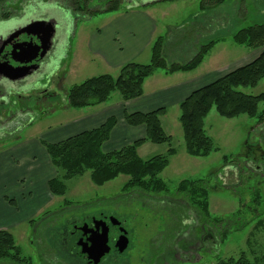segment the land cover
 Here are the masks:
<instances>
[{"label": "rangeland", "instance_id": "rangeland-1", "mask_svg": "<svg viewBox=\"0 0 264 264\" xmlns=\"http://www.w3.org/2000/svg\"><path fill=\"white\" fill-rule=\"evenodd\" d=\"M54 1L65 2L68 8L72 9L69 7V0ZM199 1L202 0L192 1L184 7L166 8L165 19L162 18L159 23L160 26L162 23L168 24L171 28L162 29L163 56L167 62L186 63L193 59V50L199 51V45L216 39L221 40L216 50L219 54L207 61L205 66L211 65L217 58L225 63L242 56L246 47L234 42V34L247 26L264 23V0H223L218 6L206 9L209 12L207 15L213 18L210 24H204L195 17L200 14ZM105 4V0H93L89 8L101 9ZM1 5L0 3V7ZM3 8L11 13L15 10L7 3ZM51 8L56 9L54 6ZM61 10L64 11L63 8ZM74 15L82 27V33L73 35L66 48L61 45L64 62L58 64L53 71L48 70L49 75L45 80L46 83L49 82L48 86L58 85L55 86L58 87L56 91L61 95L57 99H43V105L24 99L20 106L29 105L33 113L18 116L6 123L4 135H0V152L2 148L9 147L12 143L10 137L18 133L24 138L40 137V134L47 132L49 128L61 127L71 121L78 114L76 111L67 110V91L73 85L105 73L117 76L118 72L110 70L91 50V37L96 27L108 24L106 16L109 13L74 11ZM69 16L67 15L68 20ZM204 25L208 28L204 29ZM221 54L223 55L220 57ZM68 56L70 60L65 61ZM147 63L149 62L143 64ZM41 87L42 85H37L32 93L35 95ZM238 90L253 96L264 93V78L256 87L241 86ZM114 94L119 93H113L111 96H115ZM263 109L264 101L259 103V113ZM180 114L179 107H170L162 124L168 132L166 133L173 135L169 134L172 136V144H162L158 150L149 149L141 153L144 159H149L157 154L168 155L167 148L170 146L175 149V154L169 155L168 166L159 174L166 182L168 191L155 194L133 190L130 194H124L123 188L129 178L124 174L103 185L93 183L90 171L66 179L64 195L52 196L53 199L41 214L34 216L33 221L14 220L16 223L13 222L11 228L7 229L14 236L21 255L30 260L31 264H63L61 232L70 229L72 223L81 220L83 216L112 215L120 221L130 238L129 248L117 257L114 264H216L221 259L237 258L243 252L251 260H262L264 224L258 225V222H264V175L249 176L251 172L240 171V165L246 159L243 156L249 150V145H253V140H259L260 149L264 150V123L260 124L257 117L246 114L226 118L213 108L205 119V130L213 139L216 149L208 156L195 157L186 150ZM259 130L262 131L259 133ZM225 156H238V159H229L226 162ZM62 174L63 171L59 170L58 175L61 177ZM198 179L205 180L207 184L212 218H222L223 222L216 229L211 224L210 230V223H207L209 220L198 211L200 223L195 229V235L204 233L202 226L207 224V234L213 233L215 239L213 244L207 242L205 249L200 248V254H195L188 263L180 252L171 253L170 250L172 240L176 239L174 234L186 226L182 224L184 211L179 202L185 195L178 191V186L183 180ZM25 182L34 184L29 178ZM25 182L21 186L26 185ZM254 190L259 192V204L255 200ZM121 196L122 198L116 199ZM6 219L0 217V223L8 224ZM226 230L228 235L222 240ZM179 237L186 239V236ZM161 254L163 257L158 261ZM0 264L18 263L5 259L0 261Z\"/></svg>", "mask_w": 264, "mask_h": 264}, {"label": "trees", "instance_id": "trees-1", "mask_svg": "<svg viewBox=\"0 0 264 264\" xmlns=\"http://www.w3.org/2000/svg\"><path fill=\"white\" fill-rule=\"evenodd\" d=\"M5 1L0 0V2ZM92 1L69 0L70 7L75 12L95 14L127 9L125 7L126 0H105L106 4L101 9L90 10L89 4ZM222 1L202 0L201 7L205 10L210 9L218 6ZM233 40L236 44L247 48H260L261 53L254 61L195 90L179 104L181 110L179 120L183 129L185 146L187 152L192 156L205 157L216 149L213 139L205 130V119L213 108L226 118H235L246 114L250 117H257L260 124L264 123V109L259 113V103L264 101V93L253 96L238 90V87L241 86L256 87L264 78V23L240 29L234 34ZM163 43L162 36L154 41L151 61L147 64L127 62L120 66L117 76L105 73L73 85L67 91V106L75 109L97 106L107 102L115 92L119 93L125 101L141 97L144 92L145 80L155 71L159 69L166 73L193 71L203 62L216 41L202 45L196 56L186 63H168L163 56ZM166 111V108H160L148 113L125 112L127 124L134 127L145 126L146 136L112 151H104L103 145L109 140L111 132L117 124L115 116L108 117L103 124L96 128L82 131L61 141L42 142L55 169L63 171L61 177L57 175L49 180L48 185L51 193L54 196L64 195L66 192L65 180L83 174L85 171H90L91 180L96 185H103L120 174L128 176L123 188L124 194H130L133 190L155 194L168 191L166 182L159 174L168 166L169 155L175 154V149L170 146L168 155L157 154L149 159L142 158L138 152L139 147L147 142L157 145L172 144V136L166 133L161 121ZM229 159H238V156H225L226 162ZM178 191L185 195L179 202L182 211H184V218L180 215L184 219L182 224L186 226L178 229L177 234H174L176 239H174L170 251L171 253L180 252L189 263L190 258H194L195 254H200L201 251L195 244V229L200 222L198 211L209 220L207 223H210V230L211 224L216 229L222 224L223 219L212 218L210 214L209 190L205 180H183L178 186ZM253 194L259 204V192L254 190ZM119 198L122 196L116 199ZM186 222L188 224H185ZM262 224H264L263 221L258 222V225ZM180 235L186 236V239H179ZM227 235L226 230L221 239L224 240ZM214 237L215 235L211 233L210 243L212 244ZM161 256L162 254L159 255L158 261ZM5 259L18 264H31L30 260L21 255L14 236L7 230H0V261ZM216 264H264V258L251 260L243 252L237 258L221 259Z\"/></svg>", "mask_w": 264, "mask_h": 264}, {"label": "crops", "instance_id": "crops-1", "mask_svg": "<svg viewBox=\"0 0 264 264\" xmlns=\"http://www.w3.org/2000/svg\"><path fill=\"white\" fill-rule=\"evenodd\" d=\"M25 1L6 0L0 3L2 7L7 3L15 9L13 12L16 13L17 10L22 8ZM30 1L38 2L44 8L40 13L22 18L17 23L9 24L8 31L25 27L37 20H44L54 26L56 36L58 34L64 48L68 46L73 35L78 36V33H82V27L79 26L74 11L69 9L65 2L28 0V2ZM192 1L195 0H126L125 7L127 9L103 12L109 13L106 16L108 24L104 27H96L91 37L92 53L95 57L101 58L110 70L116 72H118L121 65L127 62H150L154 41L160 36L164 38L162 29H171L168 24L164 25L162 23L160 26L162 18L165 19L166 8L184 7ZM199 2L201 3V1ZM46 5L50 7L48 8ZM52 6L56 9L52 10ZM61 8L64 9V13ZM199 9L201 15L195 17L199 18V21L204 24L212 23L213 18L207 15L209 12L203 9L201 5ZM1 14L2 10L0 8V20L5 21L4 23L12 15L14 16V13L11 12L8 13V16H2ZM67 15H70L69 20ZM178 28L180 29V27ZM206 28L208 27L204 25V29ZM209 28H211V25ZM211 41H216V44L195 70L166 73L164 70L159 69L145 80L144 92L141 97L125 101L120 94H114L115 96H111L107 102L97 106L79 109L67 107L68 111L73 110L78 114L66 125L49 128L47 132L40 134V137L29 136V138H24L19 133L10 137L9 140L12 143L9 147L2 148L0 152V217L7 218L6 221L8 222L6 225L0 223V230H9L12 223H16L14 220L33 221L34 216L41 214L45 206L53 199L52 196L54 195L51 193L48 183L50 179L58 175V171L53 166L42 142L61 141L82 131L96 128L103 124L108 117L115 116L117 124L113 128L109 140L104 143L103 150L108 152L124 147L146 136L145 126L134 127L127 124L125 112L148 113L166 108V114L161 118L163 124L170 107H179V104L195 90L212 83L238 67L254 61L261 53L260 48L246 47L242 56L235 57L234 61L224 63L223 60L217 58L211 65L205 66L207 61L216 58L219 54L216 50L221 40ZM205 44L207 43H202L199 47ZM61 51L62 56L60 54L57 61H52V70L58 64L64 62L62 61L64 51ZM197 52L199 51L193 50L192 56L194 57ZM143 58L148 61H143ZM68 59L70 60L69 56L65 61ZM149 143H144L139 147L138 152L141 157L143 151L158 150L162 147V145ZM27 178L33 181L34 184H27L25 182ZM23 182L26 185L21 186Z\"/></svg>", "mask_w": 264, "mask_h": 264}, {"label": "flooded vegetation", "instance_id": "flooded-vegetation-1", "mask_svg": "<svg viewBox=\"0 0 264 264\" xmlns=\"http://www.w3.org/2000/svg\"><path fill=\"white\" fill-rule=\"evenodd\" d=\"M2 10V16H8L7 11L4 10L3 7H0ZM44 6H42L38 2H28L26 0L24 4H22V8L14 12V16L10 17L8 21L11 19H16L18 21H13L10 24H14L20 21V19H24L27 16H31L35 13H40ZM13 10V9H12ZM25 12V13H24ZM2 21L0 20V23ZM15 30V29H12ZM53 46L48 51L46 57L42 62H40V67L32 68L30 70V75L26 80L14 82L11 80L3 79L0 80V135L3 136L5 131L6 123L11 122L18 116L28 115L29 113H33V110L29 107H22L24 99H29L33 101L37 105H43L42 100L53 98L57 99L61 94L56 91L58 85L50 84L47 81L45 82L47 76L49 75L47 72L53 71L52 66L54 60H58V57L61 54V39L56 36V32L53 36ZM2 42L0 43V45ZM40 78H42L40 80ZM42 85L39 89V92L34 95L32 93L36 90L37 85ZM54 87V88H53ZM32 93V94H31ZM10 119V120H8ZM262 130H259V133ZM260 139V138H258ZM253 145H249V150L244 154V158H246L242 165H240V171H250L249 176L255 175H264V150L260 149V141L253 140ZM256 143V144H255ZM260 153V154H258ZM236 172V170L234 171ZM256 172V173H254ZM237 173V172H236ZM249 174V172H248ZM112 215L111 216H103L96 217L95 215H86L83 216L82 219L75 220L72 223L70 229H65L61 232L60 239V247L61 252L63 253L64 258L62 259L63 264H114L115 260L118 256H121L130 245V238L128 236L127 230H125L126 235L129 238V245L124 252H119L116 249V242L122 234L121 223L120 226H115L112 223ZM96 221H102L107 224L109 227V253L101 258L98 263L89 262V254L87 250L91 247L92 241L91 239L99 236L103 229V224H96ZM200 223V222H199ZM198 226V225H197ZM207 224L202 226L204 233L200 236L195 235L196 245L199 248H204L207 242H210V235L207 234ZM197 228V227H196ZM175 240H172L174 242Z\"/></svg>", "mask_w": 264, "mask_h": 264}, {"label": "water", "instance_id": "water-1", "mask_svg": "<svg viewBox=\"0 0 264 264\" xmlns=\"http://www.w3.org/2000/svg\"><path fill=\"white\" fill-rule=\"evenodd\" d=\"M15 20L0 23V80L19 82L29 77L32 68L40 67V62L53 46L55 28L44 20H37L25 27L8 31L7 27ZM111 221L113 225L120 226L117 218H112ZM100 223L103 224L102 232L91 239L92 245L87 250L90 263H98L109 253V227L102 221H96L97 225ZM121 230L116 249L124 252L129 245V238L123 227Z\"/></svg>", "mask_w": 264, "mask_h": 264}]
</instances>
